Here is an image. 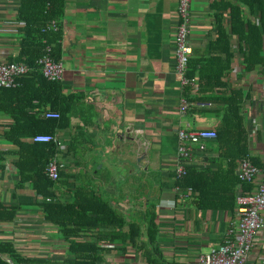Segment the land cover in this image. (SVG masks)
Returning a JSON list of instances; mask_svg holds the SVG:
<instances>
[{"label":"crops","instance_id":"0c3cea01","mask_svg":"<svg viewBox=\"0 0 264 264\" xmlns=\"http://www.w3.org/2000/svg\"><path fill=\"white\" fill-rule=\"evenodd\" d=\"M219 1H191L188 71L193 77L188 78L195 83L182 87L175 75L173 43L178 0H66L58 62L64 67L59 81L62 94L73 99L71 124L54 135L36 136H52L59 143L51 159H56L62 173L54 188L56 198L72 200L75 189L88 188L128 223L140 225L139 249L129 242L109 240L106 229L99 264H199L201 255L236 230V196L241 187L233 181L239 163L246 159L258 169L264 165V68L245 69L241 44L230 34L229 14L217 6ZM18 2L0 0L2 62L17 52ZM234 92H240L247 157L237 160L232 170L216 140L208 142L205 152L186 165L209 174L198 201L191 187L172 185L173 176L180 178L175 173L177 133L216 132L225 110L221 99ZM184 99L190 105L182 115L179 108ZM40 111L43 118L56 113L49 106ZM9 123L0 114V153H4L0 199L18 206L12 222L0 224V241L11 243L30 259L53 263L72 259L69 242L57 226L44 220L37 205L40 196L28 183L16 187L15 157L10 154L14 147L1 135ZM260 179L252 183L257 187ZM233 187L232 211L225 205L231 202ZM148 211L155 214L154 245L147 236ZM128 229L124 225L121 232ZM89 235L84 239L89 240ZM246 264H264V229L255 238Z\"/></svg>","mask_w":264,"mask_h":264},{"label":"trees","instance_id":"16d2710c","mask_svg":"<svg viewBox=\"0 0 264 264\" xmlns=\"http://www.w3.org/2000/svg\"><path fill=\"white\" fill-rule=\"evenodd\" d=\"M217 6L223 11L227 10L229 14L230 34L236 36L241 44L240 52L245 69L251 71L258 67L264 68V0H220ZM65 7L66 0H19L15 13V21L20 24L17 30V52L5 63L22 64L30 71L16 79L10 88H0V114L10 120V123L3 127L4 131L1 135L3 142L14 147L10 154L15 157L14 167L18 178L16 187L22 188L28 183L36 195L40 196L37 205L43 213L44 220L58 227L61 236L69 242L68 251L73 258L62 263L30 259L15 249L11 243L0 241V264H9L7 260L11 264H99L105 250L100 245L101 242H105L102 239L104 237L101 236L105 235L106 229L110 230L109 240L129 242L134 247L141 237L139 223H128L116 213L108 201L91 189L78 187L72 192V200L63 201L56 198L54 188L57 181L48 179L44 170L52 157L58 153V148L55 144L32 142V138L36 135H54L58 130L69 128L71 124L72 97L64 96L60 82L47 80L37 65V60L44 55L48 46L53 49V58L56 61L61 60L63 30L60 29V25L65 15ZM221 16L220 12L216 14L217 26ZM53 24L59 26L58 31L48 30ZM230 60L231 55L227 57V63ZM187 72L188 77H193L190 71ZM221 100L225 110L219 128L215 132L216 144L218 149L229 158L233 170L237 160L247 157L245 131L242 117L239 115L240 92H234ZM33 101L38 104L31 105ZM44 106H49L53 112L59 113L60 118L41 117L40 109ZM3 155L4 153H0V161H4ZM0 169L3 167L0 166ZM260 169H263V166ZM173 178V186L181 189L191 187V193L198 197V201L202 200L199 192L207 188L206 185L209 184L207 179H210L207 171L203 173L190 167L186 168L184 176L180 178L173 176ZM233 183L241 187L242 193L252 192L256 187L255 183L244 182L237 177ZM46 198L50 199L46 200ZM230 200L231 202L225 207L233 211L234 187ZM17 206L16 203L6 204L0 199V224L12 222ZM154 219L155 214L148 211L147 236L152 245L157 235ZM124 225L129 226L126 233L121 232V227ZM84 235H89L90 239H84ZM139 247L137 246L138 249ZM149 264L152 262L149 261Z\"/></svg>","mask_w":264,"mask_h":264},{"label":"built area","instance_id":"2783aa9c","mask_svg":"<svg viewBox=\"0 0 264 264\" xmlns=\"http://www.w3.org/2000/svg\"><path fill=\"white\" fill-rule=\"evenodd\" d=\"M192 0H178L177 16L178 22L173 39L175 55V75L182 87L193 85L194 79L187 76L188 62L191 48L188 44L190 32V4ZM56 24L51 25L48 30L58 31ZM52 47L45 49L44 55L37 60L41 74L49 81L59 82L62 80L64 67L61 62L53 58ZM30 69L22 64L0 61V88H10L15 80L26 75ZM189 103L184 99L181 101L179 112L187 113ZM46 118L58 119V113H46ZM217 139L213 130L179 131L177 133V155L175 162V173L178 177L186 174V165L190 164L196 154H203L208 142ZM37 144L59 143L52 136H35L32 139ZM61 166L56 159L48 163L45 174L51 181L60 178ZM261 179L252 192H240L236 196V230L227 237L220 245L211 248L207 253L200 256L199 264H246L248 254L253 248L255 238L264 229V165L263 169L253 166L244 159L239 163L237 177L244 182H254L257 177ZM188 190H191L188 188Z\"/></svg>","mask_w":264,"mask_h":264},{"label":"water","instance_id":"95a60500","mask_svg":"<svg viewBox=\"0 0 264 264\" xmlns=\"http://www.w3.org/2000/svg\"><path fill=\"white\" fill-rule=\"evenodd\" d=\"M7 262H8L9 264H11V262H10L9 260H7Z\"/></svg>","mask_w":264,"mask_h":264}]
</instances>
